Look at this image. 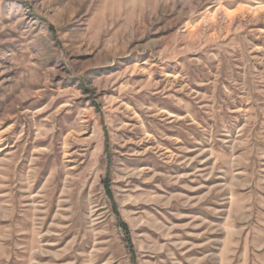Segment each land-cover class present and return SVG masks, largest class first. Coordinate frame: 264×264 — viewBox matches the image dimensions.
Here are the masks:
<instances>
[{"label": "rangeland", "instance_id": "obj_1", "mask_svg": "<svg viewBox=\"0 0 264 264\" xmlns=\"http://www.w3.org/2000/svg\"><path fill=\"white\" fill-rule=\"evenodd\" d=\"M0 264H264V0H0Z\"/></svg>", "mask_w": 264, "mask_h": 264}, {"label": "trees", "instance_id": "obj_2", "mask_svg": "<svg viewBox=\"0 0 264 264\" xmlns=\"http://www.w3.org/2000/svg\"><path fill=\"white\" fill-rule=\"evenodd\" d=\"M123 226H124V228H126L125 225H123ZM127 241H128V243H131V239L129 237H127Z\"/></svg>", "mask_w": 264, "mask_h": 264}]
</instances>
